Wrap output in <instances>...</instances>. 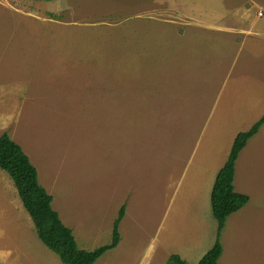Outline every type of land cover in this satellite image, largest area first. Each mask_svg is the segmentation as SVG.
Masks as SVG:
<instances>
[{"label":"rangeland","instance_id":"374dc122","mask_svg":"<svg viewBox=\"0 0 264 264\" xmlns=\"http://www.w3.org/2000/svg\"><path fill=\"white\" fill-rule=\"evenodd\" d=\"M263 114L264 0H0V135L79 249L108 244L125 208L94 264H196L215 240V172ZM233 187L249 201L218 264H264V124ZM0 264H62L2 170Z\"/></svg>","mask_w":264,"mask_h":264},{"label":"trees","instance_id":"16d2710c","mask_svg":"<svg viewBox=\"0 0 264 264\" xmlns=\"http://www.w3.org/2000/svg\"><path fill=\"white\" fill-rule=\"evenodd\" d=\"M263 124L264 114L248 130L236 134L227 159L215 176L210 191L211 214L216 222L215 241L196 264H218L222 254L219 239L225 223L249 201L247 195L234 192L235 162L247 141ZM0 170L12 180L21 204L33 223L37 238L48 250L58 256L62 264H94L107 251L119 244V224L125 214L124 206L119 208L112 223L111 240L108 244L92 251L79 249L71 229L62 223L58 213L52 209V197L39 184L35 167L7 133L0 135ZM167 264L187 263L179 255L172 254L168 257Z\"/></svg>","mask_w":264,"mask_h":264},{"label":"crops","instance_id":"0c3cea01","mask_svg":"<svg viewBox=\"0 0 264 264\" xmlns=\"http://www.w3.org/2000/svg\"><path fill=\"white\" fill-rule=\"evenodd\" d=\"M234 138H235V137H234ZM234 138H233V139H234ZM232 141H233V140H232ZM230 147H231V146H230ZM227 156H228V155H227ZM226 159H227V157H226ZM223 164H224V162H223ZM223 164H222V165H223ZM222 165H221V166H222ZM221 166L219 167V169L221 168ZM219 169H218V170H219ZM218 170H216V172H215V176H216ZM214 179H215V177H214ZM214 179H213V182H214ZM213 182H212V185H213ZM210 184H211V182L209 183L208 189H209V187H210ZM211 188H212V186H211ZM233 188H234V187H233ZM208 189H207V191H208ZM210 191H211V189H210ZM209 202H210V194H209ZM172 203H173V202H172ZM172 203H171V205L169 206L168 213L166 212L167 215H170V216H172V214H170V212L172 211ZM210 210H211V208H210ZM167 215H166V219H165V220H167ZM211 215H212V214H211ZM123 219H125V214H124ZM121 221H123V220H121ZM120 223H121V222H120ZM119 226H120V224H119ZM166 229H167V223H166ZM173 229H175V228L173 227ZM214 241H215V240H214ZM119 243H120V241H119ZM212 245H213V244H212ZM210 248H211V247H210ZM210 248H209V249H210ZM209 249H208V250H209ZM208 250H207V251H208ZM207 251H206V252H207ZM206 252H205V253H206ZM205 253H204V254H205ZM204 254H203V255H204ZM203 255H202V256H203ZM180 257H181V256H180ZM181 258H182V257H181Z\"/></svg>","mask_w":264,"mask_h":264}]
</instances>
